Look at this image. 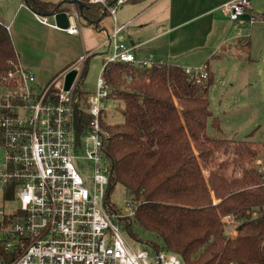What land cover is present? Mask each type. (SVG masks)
<instances>
[{
	"label": "trees",
	"instance_id": "1",
	"mask_svg": "<svg viewBox=\"0 0 264 264\" xmlns=\"http://www.w3.org/2000/svg\"><path fill=\"white\" fill-rule=\"evenodd\" d=\"M79 1L83 19L98 23L105 8ZM24 3L39 16L55 14L57 6L63 10L44 0ZM17 64L10 32L0 22V78ZM205 70L208 77L200 83L176 65L113 63L104 70L108 100L123 103L124 117L107 123L102 115L109 133L104 157L112 166L108 198L118 184L125 189L135 210L123 227L152 252L174 254L186 264H264V170L258 164L264 169V142L208 136L215 78L207 64ZM211 126L220 128L219 117ZM221 146L235 174L214 164ZM228 215L235 235L223 221Z\"/></svg>",
	"mask_w": 264,
	"mask_h": 264
},
{
	"label": "built area",
	"instance_id": "2",
	"mask_svg": "<svg viewBox=\"0 0 264 264\" xmlns=\"http://www.w3.org/2000/svg\"><path fill=\"white\" fill-rule=\"evenodd\" d=\"M126 1L90 0L114 18ZM250 7V0H230L221 10L237 22ZM68 16L64 31L78 35L79 11L73 9ZM39 19L48 24L46 16ZM257 19L251 14L248 22L253 24ZM122 29L108 32L98 48L104 49L100 54L106 57L95 92L83 90L81 85L85 66L97 50L85 53L71 68L78 72L68 89L65 80L71 69L46 84L38 83L36 75L20 63L1 76L4 165L0 168V192L4 201L17 206L11 214L0 210V264H186L165 251H135L122 223L134 215V204L127 200L128 210L123 213L108 198L112 166L104 157L109 133L102 126V115L109 86L103 72L113 63L155 64L136 60L133 48L117 38ZM185 72L198 83L208 77L205 68H186ZM78 149L85 154L78 156ZM78 158L93 165L90 176L80 172ZM258 164L262 173L261 162ZM223 221L227 226L235 223L232 215Z\"/></svg>",
	"mask_w": 264,
	"mask_h": 264
},
{
	"label": "crops",
	"instance_id": "3",
	"mask_svg": "<svg viewBox=\"0 0 264 264\" xmlns=\"http://www.w3.org/2000/svg\"><path fill=\"white\" fill-rule=\"evenodd\" d=\"M44 1L56 3L68 12L78 5L68 4L67 0ZM229 1H126L117 9L115 18L110 13L102 15L95 24L87 23L80 14L81 31L70 35L54 26V16H47L48 24L42 23L24 0H0V22L10 32L19 63L30 69L40 84L70 70L85 53L98 51L105 35L120 26L123 29L117 38L133 48L138 62L151 61L193 70L204 69L207 64L215 78L221 75L223 67L216 63L213 66L212 61L218 58V63L234 53L238 55L243 27L249 24L251 14L260 17L256 12L259 1L250 0L249 13L240 21L230 20L221 10ZM107 17L110 20L106 22ZM101 55L104 63L106 55Z\"/></svg>",
	"mask_w": 264,
	"mask_h": 264
},
{
	"label": "rangeland",
	"instance_id": "4",
	"mask_svg": "<svg viewBox=\"0 0 264 264\" xmlns=\"http://www.w3.org/2000/svg\"><path fill=\"white\" fill-rule=\"evenodd\" d=\"M256 12L260 17L253 23L243 27L239 35L242 41L238 44V55L234 53L230 57L218 62V58L212 61L222 66L221 75H216L214 83L209 89L210 109L212 117L208 125V136L216 139L249 140L254 145L261 146L264 142V0H258ZM110 18L107 17L106 22ZM106 36V35H105ZM249 42V44H248ZM104 49H99L91 56L86 68L81 88L90 92L97 89V81L102 73V55ZM223 56V55H222ZM224 57V56H223ZM123 103L121 101L108 100L103 112V119L107 123L123 121ZM213 117H219L220 128L217 130L211 126ZM250 136V138H249ZM78 156L85 154L83 149L75 151ZM263 154V151H262ZM214 164L222 171L235 174L234 165L228 152L223 147L216 149ZM213 157V158H214ZM259 162V161H258ZM261 162V161H260ZM77 167L81 173L88 176L92 173V164L84 158L77 159ZM4 165V148L0 144V168ZM120 208V212H127L125 206L126 191L121 185L115 187L110 198ZM17 203L4 201L0 192V210L6 214L14 212ZM123 226H124V222ZM235 224L227 228L231 235L236 234ZM231 225V224H229ZM127 241L137 251L145 248L144 241L138 242L127 233ZM147 246V245H145Z\"/></svg>",
	"mask_w": 264,
	"mask_h": 264
},
{
	"label": "water",
	"instance_id": "5",
	"mask_svg": "<svg viewBox=\"0 0 264 264\" xmlns=\"http://www.w3.org/2000/svg\"><path fill=\"white\" fill-rule=\"evenodd\" d=\"M68 4H81L79 0H67L66 1ZM103 15H106V10L104 11ZM51 16H54L55 22L57 26L61 29L67 28L69 25V16H68V11H59V6L56 8V13L52 14ZM77 69H71L70 71L67 72L66 74V80H65V89H68L76 75H77Z\"/></svg>",
	"mask_w": 264,
	"mask_h": 264
}]
</instances>
